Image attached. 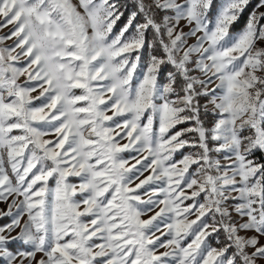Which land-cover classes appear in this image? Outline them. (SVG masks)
Returning <instances> with one entry per match:
<instances>
[{
    "label": "snow or ice",
    "instance_id": "obj_1",
    "mask_svg": "<svg viewBox=\"0 0 264 264\" xmlns=\"http://www.w3.org/2000/svg\"><path fill=\"white\" fill-rule=\"evenodd\" d=\"M250 3L213 24L215 0H133L121 26L120 0H0V264H264V0L230 33Z\"/></svg>",
    "mask_w": 264,
    "mask_h": 264
},
{
    "label": "rangeland",
    "instance_id": "obj_2",
    "mask_svg": "<svg viewBox=\"0 0 264 264\" xmlns=\"http://www.w3.org/2000/svg\"><path fill=\"white\" fill-rule=\"evenodd\" d=\"M73 2H76V0H73ZM132 2H133V0H132ZM222 3H223V0H217V1L215 2L216 7L213 8V10H212V14H211V16H210V19L213 21V24H214L215 16L217 15L218 10H219V8H220V6H221ZM254 8H255V7H254ZM254 8H253V9H254ZM252 11H253V10H252ZM252 11H251V13H252ZM260 11H264V8L260 9ZM246 23H247V21H246ZM246 23L244 24V26H242V27L239 28V29H237V28L234 29V30H231V29H230V33L233 34V35L238 34L239 32H241V31L244 29ZM121 26H122V25H121ZM181 26L184 27V31H188V27L184 25V22H183V21L181 22ZM211 26H213V25H210V27H211ZM11 28H12V26H8L7 28H2V29H0V37H3V36L8 35V34L10 33V31H11ZM230 28H231V27H230ZM149 40H151V33H149ZM191 42H192V40L189 41V43H191ZM14 44H15V38H13L12 40H5V41H3V43H0V48L7 47V46H14ZM132 55L134 56L135 53H133ZM148 55H149L148 51H145V52L143 53V59H142V61H141V64H140V66H138L137 71L134 73V78H133V85H134V86H135L136 84H138V82H139L140 80H142V78H143L144 71L146 70L145 67H144V61L147 60ZM25 62H26V58H23V57H22L21 60L17 63V66H18V67H22V66L25 64ZM170 71H172L171 66H165V67H163V68H162V71H161V74H160V76L158 77V83H161V84H162V83L166 82V76H167V73L170 72ZM25 80H26V77H21V78H20V82H21V83H23ZM30 83L35 84L36 82H35V81H32V82H30ZM75 91L77 92V94H80V90H79V89H77V90H75ZM32 95H33V96H37V95H39V90H37V92H33ZM33 103H34V106H39V105L41 104V101H34ZM201 103L203 104V103H205V101L202 100ZM107 114H108V115H111L112 113H111V111H109ZM203 118H204V120H205V125H206L207 127H211L212 124H213V122H214V120H215V119H219L220 117H217V116H215V115L212 114V113H209L208 116L203 117ZM116 119L119 120V119H121V118H116ZM106 123L111 124L112 122H106ZM37 126H38V127H41V128L44 127L43 124H39V125H37ZM45 139H53V137H52V136H47V137H45ZM117 139H119V138H117ZM125 142H126V141H123V140L120 141V143H125ZM212 146L215 147L216 144L213 143ZM184 151H185V153H186L188 150L185 149ZM120 155H121L124 159H126V160L129 161V166H130L131 164H134V163H135V160L132 159V157H133V156H137V153H136V152H133V151H131V150H129V151H126V152L121 153ZM142 155H147V153L145 152V153H143ZM261 155H262V157H264V153H261ZM213 156H214V159L221 160V162H224V160H225V154H224V153H214ZM258 157H259V155H255V156H254V159H256V160L259 162ZM181 158H182V157H181V155H180L179 153L176 154V156L174 157V159L177 160V161L180 160ZM137 167L139 168L140 166L137 165ZM194 171H195V166H192V168L189 169V172H190V173H194ZM148 174H149L148 172H145V173H144V176H147ZM186 175H187V174H186ZM140 178L143 179L144 177L142 176V177H140ZM69 181H70L71 183H79V178H76V177H70V178H69ZM138 182H139L138 180L135 181L134 184H133L132 186L134 187V186H135V183H138ZM164 186H166L165 183H164V181H157V182L155 183V185H153V187H156V188H160V187H164ZM146 187H148V186H146ZM49 188H51V189H54V188H55V180H51V179L49 180ZM139 191H141L142 198H143V199H147V196L144 195L143 190H139ZM186 192H187L188 194H190V193H191V190H190V189H186ZM158 198H159V199H163V195L161 194ZM10 199H11V198H10ZM49 199H51V194H50V196H49ZM76 199H79V196H77ZM197 199L200 200V201L202 202L203 197L201 196V197H198ZM185 203H186V204H190V203H192V201H191V200H189V201H185ZM140 207H143V206L141 205ZM160 207H163V205H159L158 207L154 208L153 211L148 212L147 214L143 215L141 218H142V219H148L150 216L154 215L155 212L159 211ZM0 209H3V210L6 211V210H7V204H5V203H0ZM13 211H15V209H14ZM26 219H27V216L25 215V216L23 217V220H26ZM190 219H195V217L192 216V217H190ZM10 220H11V217L0 218V225H3V224L8 223V222H10ZM23 220H22V223H23ZM161 228H162L164 231H167V229H164V228H163V225H162V224H161ZM18 231H19V229H17L16 232H13L12 235H16ZM156 235H160V233L157 232ZM164 239H167V237H162V240H164ZM223 239H224L223 234H221V235L219 236V240H220L221 243H217V237H216L215 235H213L212 237H209V238H208V240L206 241V243H207L210 247H220L221 244H222V242H223ZM190 240H191V237H189L188 240L184 241V243L186 244V243L190 242ZM12 247L15 249V248H18V247H22V245L17 244V245H13ZM166 250H167V249H165V248H159V249H158V252H163V251H166ZM38 258H39V254H38ZM169 259L171 260V258H169ZM173 264H174V261H173Z\"/></svg>",
    "mask_w": 264,
    "mask_h": 264
},
{
    "label": "trees",
    "instance_id": "obj_3",
    "mask_svg": "<svg viewBox=\"0 0 264 264\" xmlns=\"http://www.w3.org/2000/svg\"><path fill=\"white\" fill-rule=\"evenodd\" d=\"M216 1L217 0H215V2ZM120 3L122 5H124V8H122L121 10L125 11V17L120 22L121 25H122L124 20H126L127 16L130 14L131 11L134 10V8H133L132 0H120ZM256 3H257V0H251V3L246 8V10L240 15L239 19L231 26V28H230L231 30H234L236 28L239 29L242 26H244V24L246 23V21L249 18V15L251 14V11L256 6ZM255 155H259V157H258L259 162H264V157H262L261 152H257V153H255Z\"/></svg>",
    "mask_w": 264,
    "mask_h": 264
}]
</instances>
